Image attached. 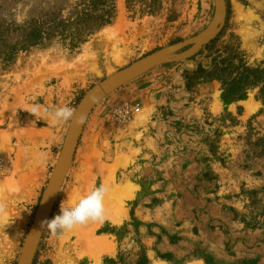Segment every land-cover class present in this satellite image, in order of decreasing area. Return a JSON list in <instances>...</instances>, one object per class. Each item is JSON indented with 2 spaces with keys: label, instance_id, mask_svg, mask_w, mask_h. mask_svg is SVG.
Returning a JSON list of instances; mask_svg holds the SVG:
<instances>
[{
  "label": "rangeland",
  "instance_id": "obj_1",
  "mask_svg": "<svg viewBox=\"0 0 264 264\" xmlns=\"http://www.w3.org/2000/svg\"><path fill=\"white\" fill-rule=\"evenodd\" d=\"M226 3L224 25L214 38L187 59L162 65L186 67L190 99L197 78L219 82L225 106L213 121L214 132L189 136L186 153L206 145L212 158L238 178L235 199L221 213L231 223L245 222L244 227L202 225L195 201L157 193L155 184L153 196L121 199L119 222L104 217L56 233L46 226L32 264H264V0ZM214 13V0H0V264L18 262L73 117L61 121L60 143L52 146L42 175L37 165H25L21 150L35 144L28 139L41 137L37 130L53 125L58 106L71 107L74 115L90 89L136 61L162 49L172 55L190 49L177 46L205 30ZM95 18L111 22L89 34ZM199 66L209 75L197 71ZM126 85L95 103L89 116ZM247 98L244 106L230 108ZM124 103L139 104L137 115L143 114L141 103L122 99L103 109L106 123L125 124L108 116ZM83 131L49 220L68 195L75 200L101 184L99 168L82 161L88 156L76 157ZM90 158L99 163L100 154ZM154 172L148 173L152 177ZM186 174L194 176L189 170ZM166 186L159 189L166 191Z\"/></svg>",
  "mask_w": 264,
  "mask_h": 264
},
{
  "label": "crops",
  "instance_id": "obj_2",
  "mask_svg": "<svg viewBox=\"0 0 264 264\" xmlns=\"http://www.w3.org/2000/svg\"><path fill=\"white\" fill-rule=\"evenodd\" d=\"M185 69L175 64L155 67L104 99L89 116L76 157L80 153L87 155L89 159L82 161H88L89 167L99 168L100 182L110 184L111 190L105 198V218L119 222L124 214L120 208L122 198L153 196L158 186L167 185L166 191L158 188L157 193L179 194L181 198L195 201L202 225L211 221L212 224L225 222L231 227L234 224L244 227L245 222L231 223L228 216L221 213L224 204L235 199L238 178L212 158L206 145L200 152L186 153L187 149L191 150L186 142L189 136L214 132L213 121L221 115L225 103L219 82L208 76L195 80V97L190 99ZM122 99L141 103L143 114L122 125L106 123L103 109ZM248 101L250 98L232 102L230 108L244 106ZM62 128L61 121L56 120L51 127L37 130L41 137L28 139L35 140V144L26 143L21 150L27 167L37 165L36 170L42 175L43 164L51 162L52 146L60 143ZM96 151L100 154L99 163L90 158ZM203 154L207 155L202 157ZM174 168L180 169L179 174ZM150 169L157 171L152 177L148 173ZM187 170L194 176H188ZM203 201H209L208 205H203ZM249 240L256 243L251 237Z\"/></svg>",
  "mask_w": 264,
  "mask_h": 264
},
{
  "label": "water",
  "instance_id": "obj_3",
  "mask_svg": "<svg viewBox=\"0 0 264 264\" xmlns=\"http://www.w3.org/2000/svg\"><path fill=\"white\" fill-rule=\"evenodd\" d=\"M214 1L215 13L211 23L199 35L187 39L177 46V48H181L185 45H191L190 49L173 55L171 50L168 49L154 52L117 72L98 87L90 89L83 96L69 125L62 151L43 192L39 208L23 244L17 264H32L33 262L36 248L46 227L44 222L50 218L54 202L72 163L83 127L94 104L117 88L135 80L159 65L187 59L203 44L214 38L221 31L227 16L226 0ZM81 116H83L82 122Z\"/></svg>",
  "mask_w": 264,
  "mask_h": 264
},
{
  "label": "clouds",
  "instance_id": "obj_4",
  "mask_svg": "<svg viewBox=\"0 0 264 264\" xmlns=\"http://www.w3.org/2000/svg\"><path fill=\"white\" fill-rule=\"evenodd\" d=\"M73 112L69 106H58L52 112V116L57 121H65L73 117ZM80 119L82 122L83 116ZM108 191L109 187L101 183L91 190L80 193L75 200L68 195V198L61 202L60 212L44 223L56 233L100 220L106 213L105 198Z\"/></svg>",
  "mask_w": 264,
  "mask_h": 264
},
{
  "label": "built area",
  "instance_id": "obj_5",
  "mask_svg": "<svg viewBox=\"0 0 264 264\" xmlns=\"http://www.w3.org/2000/svg\"><path fill=\"white\" fill-rule=\"evenodd\" d=\"M141 111L139 104L130 105L124 103L114 107L109 113V119L114 123H126Z\"/></svg>",
  "mask_w": 264,
  "mask_h": 264
},
{
  "label": "trees",
  "instance_id": "obj_6",
  "mask_svg": "<svg viewBox=\"0 0 264 264\" xmlns=\"http://www.w3.org/2000/svg\"><path fill=\"white\" fill-rule=\"evenodd\" d=\"M98 20H99V19L95 18V19L92 21V23H90L91 25H90V27H89V34L93 33V31L96 30V29H98L99 27L104 26V25H106V24H108V23L111 22V19H105V20L100 21V22H98ZM199 70H203L204 73H207V71H206L205 69H202L201 66H199V69H197V71H199ZM215 70H216V69H215ZM216 71H217V70H216ZM221 71H223V68H221ZM212 73H213V72H212ZM214 73H216V72H214ZM207 75H209V73H207ZM186 86L188 87V83H186ZM226 92H227V91H226ZM226 92H225V95H224V96H227ZM244 263H246V262L244 261Z\"/></svg>",
  "mask_w": 264,
  "mask_h": 264
},
{
  "label": "bare ground",
  "instance_id": "obj_7",
  "mask_svg": "<svg viewBox=\"0 0 264 264\" xmlns=\"http://www.w3.org/2000/svg\"><path fill=\"white\" fill-rule=\"evenodd\" d=\"M119 189H120V188H119ZM126 189H127V188H126ZM108 192H109V191H108ZM114 192H115V191H114ZM118 194H119V193H118ZM118 194H117V195H118ZM119 200H120V199H119ZM119 200H118V201H119ZM107 202H108V201H107ZM111 203H113V202H111ZM107 204H108V203H107ZM112 207H115V206H112ZM120 208H121V207H120ZM116 210H117V208H116ZM122 211H123V210H122ZM120 212H121V211H120ZM120 212H119V213H120ZM118 215H120V214H118ZM110 217H111V216H110ZM116 218H117V216H116ZM117 219H118V218H117ZM114 220H115V219H114ZM117 222H118V221H117Z\"/></svg>",
  "mask_w": 264,
  "mask_h": 264
}]
</instances>
